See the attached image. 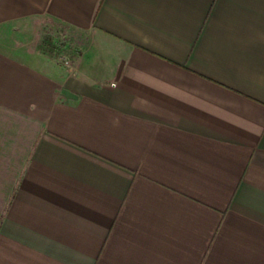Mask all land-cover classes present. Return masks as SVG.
I'll list each match as a JSON object with an SVG mask.
<instances>
[{
    "label": "crops",
    "instance_id": "1",
    "mask_svg": "<svg viewBox=\"0 0 264 264\" xmlns=\"http://www.w3.org/2000/svg\"><path fill=\"white\" fill-rule=\"evenodd\" d=\"M0 264H264V0H0Z\"/></svg>",
    "mask_w": 264,
    "mask_h": 264
},
{
    "label": "rangeland",
    "instance_id": "2",
    "mask_svg": "<svg viewBox=\"0 0 264 264\" xmlns=\"http://www.w3.org/2000/svg\"><path fill=\"white\" fill-rule=\"evenodd\" d=\"M38 49L51 53L53 56L56 57V59H58L60 53L62 52L61 49L53 46V44L51 43V40L49 39L47 35L43 39L42 43L38 45Z\"/></svg>",
    "mask_w": 264,
    "mask_h": 264
},
{
    "label": "built area",
    "instance_id": "3",
    "mask_svg": "<svg viewBox=\"0 0 264 264\" xmlns=\"http://www.w3.org/2000/svg\"><path fill=\"white\" fill-rule=\"evenodd\" d=\"M60 62L62 63V64H64L65 66H69V64H70V61H69V57H68V55L67 54H62L61 56H60Z\"/></svg>",
    "mask_w": 264,
    "mask_h": 264
}]
</instances>
